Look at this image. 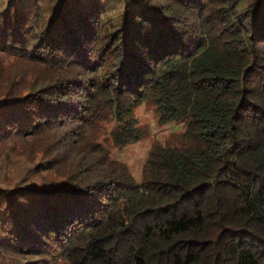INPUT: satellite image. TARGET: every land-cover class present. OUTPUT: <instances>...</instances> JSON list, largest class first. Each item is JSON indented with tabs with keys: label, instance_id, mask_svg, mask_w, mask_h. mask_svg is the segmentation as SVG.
Returning a JSON list of instances; mask_svg holds the SVG:
<instances>
[{
	"label": "trees",
	"instance_id": "1",
	"mask_svg": "<svg viewBox=\"0 0 264 264\" xmlns=\"http://www.w3.org/2000/svg\"><path fill=\"white\" fill-rule=\"evenodd\" d=\"M59 261L264 264V0H0V264Z\"/></svg>",
	"mask_w": 264,
	"mask_h": 264
},
{
	"label": "rangeland",
	"instance_id": "2",
	"mask_svg": "<svg viewBox=\"0 0 264 264\" xmlns=\"http://www.w3.org/2000/svg\"><path fill=\"white\" fill-rule=\"evenodd\" d=\"M133 115L137 118L138 124L142 130L140 140L125 146L124 148H115L109 137L103 134L98 136L97 141L103 144L110 152L113 158L120 159L125 162L132 175L139 180L142 165L146 159L148 150L152 143H163L168 136V130L171 128L169 124H158L156 120V112L153 110L151 101L142 103L134 108ZM99 125L107 131L112 127V120L99 121ZM57 264H67L65 261H59Z\"/></svg>",
	"mask_w": 264,
	"mask_h": 264
}]
</instances>
